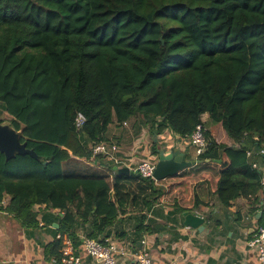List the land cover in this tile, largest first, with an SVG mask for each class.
<instances>
[{"label":"trees","instance_id":"1","mask_svg":"<svg viewBox=\"0 0 264 264\" xmlns=\"http://www.w3.org/2000/svg\"><path fill=\"white\" fill-rule=\"evenodd\" d=\"M4 113L43 160L0 153V206L9 198L8 211L27 224L35 206L64 212L59 231L75 246L78 224L91 223L98 240L128 201L172 205L174 215L208 207L202 183L224 209L245 198L261 226L262 172L247 152L264 151V0H0ZM133 119L184 141L202 125L206 146L201 163L159 182L141 177L143 195L122 196L121 183L115 200L108 176L71 163L102 164L113 152L93 149H111L110 128ZM217 126L231 145L217 142ZM62 247L56 241L49 256L60 261Z\"/></svg>","mask_w":264,"mask_h":264},{"label":"crops","instance_id":"2","mask_svg":"<svg viewBox=\"0 0 264 264\" xmlns=\"http://www.w3.org/2000/svg\"><path fill=\"white\" fill-rule=\"evenodd\" d=\"M203 121H208V115L203 116ZM108 135L113 145L118 148L111 157L102 164L81 161L93 169L105 171V176L109 177L113 185L115 200L121 197V183L128 185L130 178L137 179L136 183L133 182L135 184L131 183L132 187L136 185L133 194L141 195L145 194L142 191L145 183L140 180L141 177L124 176L126 179H123L122 175L116 174L113 170L116 166L113 158L119 159L121 167L135 170L141 162L155 160L151 152L153 145L158 144L159 149L175 146L177 150H189L188 160H198L191 141L181 140L169 132L156 136L136 119L122 126H112ZM214 136L218 143L231 145V139L226 132L217 135L214 133ZM197 193L208 204V207L195 211L205 218L204 231L185 226L184 216L174 215L172 205L156 203L145 208L141 206V200H138L135 204L126 202L125 212H120L116 222L101 232L98 240H109L129 248L130 255L120 264H133L135 254L143 248L150 252L155 264H262L257 251L248 245L260 226V217L249 214L247 200L240 198L232 207L224 209L209 194L205 184L198 186ZM9 200L7 198L0 206V264H59L60 261L49 256L51 246L58 240L62 241L63 254L69 242L74 244L71 237L59 231L64 212L47 206H35L33 211L36 222L27 224L8 211ZM210 214L212 217L208 219ZM78 226V239L88 237L93 231L91 223H80ZM138 237H141V243L134 246L132 242ZM74 248L82 257L83 264H102L86 254L81 242L77 246L74 244Z\"/></svg>","mask_w":264,"mask_h":264},{"label":"built area","instance_id":"3","mask_svg":"<svg viewBox=\"0 0 264 264\" xmlns=\"http://www.w3.org/2000/svg\"><path fill=\"white\" fill-rule=\"evenodd\" d=\"M85 123V117L79 114L76 119V125L78 129H81ZM191 143L195 147L197 156H199L206 146L205 128L202 125L197 126L196 131L192 135ZM115 152L118 150L116 146L111 149L106 145H99L93 149L94 155H107L108 151ZM264 155V151L247 152V157L252 161L251 165L254 169L260 170L261 185L264 190V163L260 160H254L255 157ZM116 165H120V161L117 158H113ZM156 168V162L152 160H145L141 162L135 170L139 172L141 177L154 179V172ZM87 255L94 260L102 264H120V262L130 255L129 248L126 246H120L117 243L110 242L109 240L100 241L97 239H91L88 237H82L79 239ZM144 245L145 243L142 242ZM251 249H254L258 253V259L264 264V229L259 226L254 233L251 241L248 243ZM59 264H83L82 257L75 252L74 244L68 243V248L63 251V257ZM133 264H155L153 258L146 248H143L140 252L134 256Z\"/></svg>","mask_w":264,"mask_h":264},{"label":"water","instance_id":"4","mask_svg":"<svg viewBox=\"0 0 264 264\" xmlns=\"http://www.w3.org/2000/svg\"><path fill=\"white\" fill-rule=\"evenodd\" d=\"M1 118V114H0ZM22 133L17 131L14 127L9 124H3L0 122V153L5 155L7 161L15 159L17 156H30L34 160L42 161L34 149L28 148L27 142H22ZM190 155L189 150H177L175 146L168 148L165 146L158 150V160L156 162V168L154 172V180L157 182L173 177L185 168L195 166L201 163V161L194 160L189 161ZM47 165V163H44ZM116 174L140 178L141 175L137 170H132L129 167H121L116 165L113 168ZM184 225L199 231H204L205 218L197 212H187L183 214ZM260 212L258 217H261ZM264 229V222L261 224Z\"/></svg>","mask_w":264,"mask_h":264},{"label":"rangeland","instance_id":"5","mask_svg":"<svg viewBox=\"0 0 264 264\" xmlns=\"http://www.w3.org/2000/svg\"><path fill=\"white\" fill-rule=\"evenodd\" d=\"M0 121L3 123V124H10L11 123V117L8 116L6 113L2 114L1 115V118H0ZM214 133L217 135L218 133H224L225 131L222 129L221 126H217V127H214ZM231 144H232V140H231ZM155 161V160H154ZM157 161V159H156ZM83 161H78L77 163L74 162V163H71L72 165V170L78 172V171H83V172H78V173H82V174H103L105 175V171H100L98 169H93L91 166H86L85 164H82ZM79 165L81 167H79ZM104 169V167H103ZM138 180L135 179V178H130V183L128 185H126V188L124 187L123 188V192H122V196H126L128 197L129 195H131V193L133 194V189L135 188L136 185L133 186V184H135ZM135 182V183H133ZM133 183V184H131Z\"/></svg>","mask_w":264,"mask_h":264}]
</instances>
